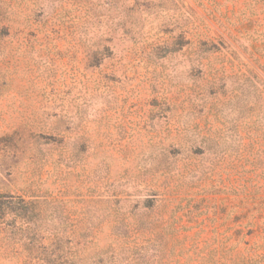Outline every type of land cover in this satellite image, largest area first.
<instances>
[{"label":"rangeland","instance_id":"obj_1","mask_svg":"<svg viewBox=\"0 0 264 264\" xmlns=\"http://www.w3.org/2000/svg\"><path fill=\"white\" fill-rule=\"evenodd\" d=\"M0 264H264V0H0Z\"/></svg>","mask_w":264,"mask_h":264},{"label":"trees","instance_id":"obj_2","mask_svg":"<svg viewBox=\"0 0 264 264\" xmlns=\"http://www.w3.org/2000/svg\"><path fill=\"white\" fill-rule=\"evenodd\" d=\"M222 248L225 249V245L222 244L218 250H221Z\"/></svg>","mask_w":264,"mask_h":264}]
</instances>
